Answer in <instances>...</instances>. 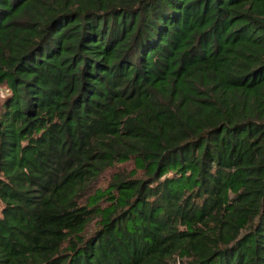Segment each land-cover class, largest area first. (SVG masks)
Here are the masks:
<instances>
[{
  "label": "trees",
  "instance_id": "1",
  "mask_svg": "<svg viewBox=\"0 0 264 264\" xmlns=\"http://www.w3.org/2000/svg\"><path fill=\"white\" fill-rule=\"evenodd\" d=\"M2 86L0 264H264V0H0Z\"/></svg>",
  "mask_w": 264,
  "mask_h": 264
},
{
  "label": "rangeland",
  "instance_id": "2",
  "mask_svg": "<svg viewBox=\"0 0 264 264\" xmlns=\"http://www.w3.org/2000/svg\"><path fill=\"white\" fill-rule=\"evenodd\" d=\"M7 92V88L5 87V86H2V88L0 89V95H3L4 93H6ZM126 166H130V164L128 163V164H125ZM105 183V180H103V179H100L99 180V184H104Z\"/></svg>",
  "mask_w": 264,
  "mask_h": 264
}]
</instances>
